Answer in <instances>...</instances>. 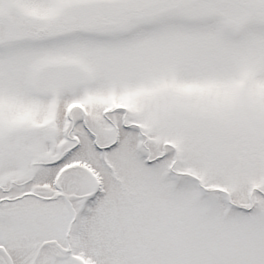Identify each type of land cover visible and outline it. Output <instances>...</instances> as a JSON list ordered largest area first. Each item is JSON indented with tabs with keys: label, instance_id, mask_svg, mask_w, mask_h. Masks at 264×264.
<instances>
[{
	"label": "snow or ice",
	"instance_id": "snow-or-ice-1",
	"mask_svg": "<svg viewBox=\"0 0 264 264\" xmlns=\"http://www.w3.org/2000/svg\"><path fill=\"white\" fill-rule=\"evenodd\" d=\"M0 264H264V0H0Z\"/></svg>",
	"mask_w": 264,
	"mask_h": 264
}]
</instances>
